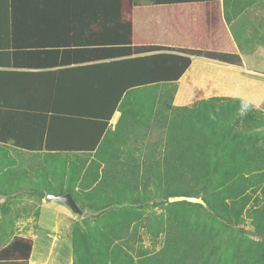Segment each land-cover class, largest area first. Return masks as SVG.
I'll use <instances>...</instances> for the list:
<instances>
[{
	"label": "trees",
	"instance_id": "16d2710c",
	"mask_svg": "<svg viewBox=\"0 0 264 264\" xmlns=\"http://www.w3.org/2000/svg\"><path fill=\"white\" fill-rule=\"evenodd\" d=\"M0 1L4 2L0 7L8 14L6 27L12 31L9 38L13 40L9 46L0 44L3 48L0 49V67L10 65L4 50L10 45L41 54L36 56L42 59L34 58L29 64L38 67L50 63L60 67L84 57L77 55L78 51L61 54L55 49L40 48L45 45L44 39L38 43L23 36L19 38L15 35L16 30L54 25L64 30L74 27L70 17L81 14L93 16L95 19L85 23L94 24L97 28L101 25L105 32L103 38L98 39L96 35L90 38V44L99 46H91L84 57L89 59L83 62L86 65L71 68L67 76L87 85H97V79L103 77L107 85L106 96H64L65 99L63 96H38L26 108L13 104L6 96H0V143L12 144L26 151H44L48 156L88 153L93 155L89 164L100 166L106 157L115 154L113 143L121 142L127 136L128 117L132 116L124 110L126 96L123 95L127 90L136 87L142 90L143 87L153 92L160 83H176L191 65L192 55L232 64L242 63L223 21L220 0H149L148 5L140 0ZM202 1L213 3L200 5ZM207 5H215L218 26L216 23L205 24L211 32L200 35L197 30L202 26L199 19L196 20V9L199 6L210 7ZM50 16L55 19H50ZM211 26L214 29H209ZM80 39L75 37L76 41ZM46 54L54 56V60L47 59L49 55ZM66 71L69 70L61 67L49 71L55 77L54 89L57 87L56 77ZM39 97L41 101L37 103ZM219 98L201 100L195 107L181 106L178 112L161 121L166 128L168 153L164 163L155 165L153 169L156 171V196L143 200L139 196L129 197L121 193L116 199L119 203L130 201L132 205L127 209L130 214L140 207L158 205V194L168 201L171 196L203 193L207 205L189 201L170 203L175 206V217L168 224L164 248L154 256L139 251L136 261L130 256L129 248L132 246L128 244L130 240L131 243L135 241L136 231L130 228L127 216L121 217L116 227L106 229L88 224L83 226L80 222L72 234L76 264H237L234 256L222 245L220 237L207 228L204 219L201 224L202 214L208 212L226 227L249 232L238 225L237 219L251 200L245 192L250 186L260 187L263 180L250 178L244 173L243 152L238 147L242 135L239 136L240 133L230 125H220L218 117H221L222 109L215 103ZM143 105L144 113L148 106L145 102ZM116 110H121L122 115L112 129L110 121ZM230 114L229 108L223 110L224 116ZM149 120L147 118L145 123ZM126 121L127 125L124 124ZM20 123L29 125V140H22L16 134ZM211 155L216 157L209 159ZM60 192L72 193L84 208V198L74 193L72 186L62 188ZM106 193L103 196H107ZM41 195L45 196L44 193ZM112 204L110 201L89 206L90 210L100 211ZM247 214L255 227L252 233L261 240L262 248L257 258L264 264V207L248 209ZM116 239L126 241L112 246ZM33 246L32 238L15 235L0 248V261L29 264Z\"/></svg>",
	"mask_w": 264,
	"mask_h": 264
},
{
	"label": "rangeland",
	"instance_id": "374dc122",
	"mask_svg": "<svg viewBox=\"0 0 264 264\" xmlns=\"http://www.w3.org/2000/svg\"><path fill=\"white\" fill-rule=\"evenodd\" d=\"M150 91L139 90L141 96H134L130 102L126 100L124 110L132 115L128 117L127 136L121 142L113 143L115 154L106 157L100 166L89 164L93 155L88 153L48 156L43 152L28 153L0 146V247L17 234L31 235L34 242L32 254L38 263L76 264L72 234L81 217L65 204L46 198L49 193H59L62 188L72 186L74 193L84 198V210L98 212L90 210L91 203L111 201L112 205L123 204L98 218L84 219V226L116 227L120 218L127 216L130 228L136 231L135 241L128 242L132 246L129 248L130 256L135 261L139 251L154 256L164 248L168 224L175 217V206L170 205L173 202L158 194V199H161L158 205L140 207L130 214L127 212L132 205L130 201L119 203L116 199L121 193L129 197L139 196L143 200L156 196V171L153 169L155 165L164 163L168 153L166 128L161 121L178 112L181 106H197L200 99L181 105L177 83L158 85L153 92ZM144 102L148 108L143 113ZM215 103L222 109L221 117H218L220 125H230L240 133L239 136L242 135L238 147L243 152L244 173L263 181L260 187L250 186L247 189L245 194L251 200L237 219L238 225L249 232L226 227L208 212H203L201 224L204 219L207 228L220 237L222 245L234 256L237 264H261L257 258L262 248L261 240L252 233L255 227L247 212L254 207H264V114L241 99L221 97ZM227 108L231 114L224 116L223 110ZM147 118L150 120L145 123ZM124 124L127 125V121ZM214 157L211 155L209 159ZM98 160L101 161V158ZM124 186L126 189L122 190ZM95 189H98L95 193H86ZM105 192L107 196H103ZM41 193L45 196L42 197ZM197 196L203 197L204 194ZM125 241L116 239L112 246Z\"/></svg>",
	"mask_w": 264,
	"mask_h": 264
},
{
	"label": "crops",
	"instance_id": "0c3cea01",
	"mask_svg": "<svg viewBox=\"0 0 264 264\" xmlns=\"http://www.w3.org/2000/svg\"><path fill=\"white\" fill-rule=\"evenodd\" d=\"M140 1L144 5L149 4V0ZM0 3L4 5L3 1H0ZM209 3L213 2L202 1L200 5ZM220 8L223 21L234 41L238 54L241 56L242 63L232 64L203 55H192L191 65L176 81L178 84L177 96L180 98L179 101L181 105H188L190 102L197 101L195 99L198 98L201 101L214 97H232L246 101L264 113V0H220ZM196 16V20L199 19L200 26H202L197 30L200 35L211 32V30L205 28V24L216 23L218 26L215 5L210 7L199 6L196 9ZM50 19L54 20L55 18H51L50 16ZM93 19L95 18L90 15L75 14L70 17L71 25L74 26L72 28L59 30L55 25L53 27L45 26L44 28L37 26L33 29L16 30L15 35L19 38L23 36V38L33 39L32 41L36 40L38 43H40V39H44L43 44L45 45L40 48L46 50L55 49L61 52V54L69 53L70 50L72 54L78 51L77 55H84L85 57L88 55L89 52L87 50L91 46H99L90 44V38L95 35L98 39L105 37V32L101 28V25L97 28L94 24L85 23ZM7 20L8 14L0 7V44H5V46L13 43L12 38H9L12 35V31H8L6 27ZM209 29H214V27L211 26ZM161 31L164 32V30ZM75 37L82 38V40L76 41ZM0 49L3 48L0 47ZM4 50L6 52V59L10 61V65L0 67V96H6L15 105L26 108L38 96H106L107 85L103 77L97 79V85H87L82 80L81 82H75V80L67 76L71 72V68H83L82 66L86 65L83 62H87L89 59L83 57L81 60L71 63L66 62L64 65H61V68H67L69 71L59 74L60 77H56L58 85L55 82V86L57 87L54 89V76H51L49 71L59 69V65L51 63L44 67L29 65L32 64L31 62H33L34 58L35 60L42 59L39 58L40 56H36L41 54L30 53L31 49L22 50L10 45V47H5ZM46 55H49L46 58L50 61L54 60V56H50L51 54ZM160 84L162 85V83ZM141 89L146 88L142 87ZM123 96H126L125 101L130 102L134 100V96L141 95L139 94V88L136 87L127 90ZM40 101L39 97L37 103ZM121 115V110L114 112L110 121L112 129L116 127ZM28 127L29 125L26 123L18 124L17 129L19 130L16 134L22 140L30 139L28 135L31 131ZM0 146L6 148L10 146L28 153H45L44 151H26L12 144L0 143ZM17 235L33 239L31 235ZM0 264H9V261L2 260ZM29 264L41 263H38L33 258V254H31Z\"/></svg>",
	"mask_w": 264,
	"mask_h": 264
},
{
	"label": "water",
	"instance_id": "95a60500",
	"mask_svg": "<svg viewBox=\"0 0 264 264\" xmlns=\"http://www.w3.org/2000/svg\"><path fill=\"white\" fill-rule=\"evenodd\" d=\"M46 198L50 199V200L59 201V202L65 204L67 207H69L74 214H77L78 216L81 217L80 221H81L83 226H84V219L98 218V217L104 215L105 213H107L108 211H110L111 209H113L115 206L123 205V204H114V205L106 207V208H104L98 212H92V211H87V210H84L83 208H81L79 203L75 199L74 195L70 192L49 193L46 195ZM160 200L161 199H157V202H160ZM168 200L170 202L189 201V202H193V203H200V204H203L205 206L207 205L202 196L176 195V196L169 197Z\"/></svg>",
	"mask_w": 264,
	"mask_h": 264
}]
</instances>
